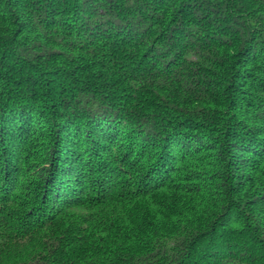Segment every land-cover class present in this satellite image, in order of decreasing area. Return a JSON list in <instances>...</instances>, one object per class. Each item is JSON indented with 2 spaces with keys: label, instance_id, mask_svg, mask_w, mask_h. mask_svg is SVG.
Here are the masks:
<instances>
[{
  "label": "trees",
  "instance_id": "1",
  "mask_svg": "<svg viewBox=\"0 0 264 264\" xmlns=\"http://www.w3.org/2000/svg\"><path fill=\"white\" fill-rule=\"evenodd\" d=\"M0 264H264V0H0Z\"/></svg>",
  "mask_w": 264,
  "mask_h": 264
}]
</instances>
